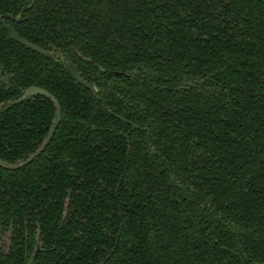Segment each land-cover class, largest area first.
Instances as JSON below:
<instances>
[{
	"label": "trees",
	"instance_id": "trees-1",
	"mask_svg": "<svg viewBox=\"0 0 264 264\" xmlns=\"http://www.w3.org/2000/svg\"><path fill=\"white\" fill-rule=\"evenodd\" d=\"M0 16L58 54L0 24V105L36 86L61 110L42 153L0 167V264H264V0H0ZM54 112L1 107L0 160L34 152Z\"/></svg>",
	"mask_w": 264,
	"mask_h": 264
},
{
	"label": "water",
	"instance_id": "water-1",
	"mask_svg": "<svg viewBox=\"0 0 264 264\" xmlns=\"http://www.w3.org/2000/svg\"><path fill=\"white\" fill-rule=\"evenodd\" d=\"M28 7L29 6H23L17 16L12 15V14H6L5 16L7 18L11 19L12 21L19 22V21H21L23 14L28 9ZM0 24L8 31L10 39L15 41L16 43L21 44L24 47L29 48V49L39 53L40 55L47 57V58H53L54 59L58 55L55 51H46V50L40 48L39 46L21 38L19 36V34L16 32V30L14 29V27L7 24L4 21L2 16H0ZM63 58H64L65 68H66L67 72L69 73V75L71 76V78L73 80H75L76 82H78L79 84L86 87L87 89H89L92 94H95V87L79 75L77 68L75 67L73 62L67 56H63ZM36 95H42V96L49 98L54 105L55 112H54V118L52 120V124L50 126V129H49L46 137L42 141V143L37 147V149L34 152L30 153L24 160L19 161L17 163H13V164L0 160V167H2L4 169L16 170V169L24 167L25 165L30 163L32 160H34L40 153H42L44 151V149L46 148V146L50 142L51 138L53 137L55 130H56V128L60 122L61 110H60V106H59L57 99L51 93L46 91L45 89L40 88V87H36V86H28V87L24 88L19 97H17L16 99H13V100H9L6 103L2 104V108H9L10 106L21 103V102L27 100L28 98H31V97L36 96ZM37 250L34 251L30 261L28 262V264L33 263L35 256L37 254Z\"/></svg>",
	"mask_w": 264,
	"mask_h": 264
},
{
	"label": "flooded vegetation",
	"instance_id": "flooded-vegetation-1",
	"mask_svg": "<svg viewBox=\"0 0 264 264\" xmlns=\"http://www.w3.org/2000/svg\"><path fill=\"white\" fill-rule=\"evenodd\" d=\"M0 78H2V73L0 72ZM0 106H2V104L0 105ZM8 233H6V244H5V247L7 246V244H8ZM3 239V234H1L0 235V244L2 245V243H1V240Z\"/></svg>",
	"mask_w": 264,
	"mask_h": 264
},
{
	"label": "rangeland",
	"instance_id": "rangeland-1",
	"mask_svg": "<svg viewBox=\"0 0 264 264\" xmlns=\"http://www.w3.org/2000/svg\"><path fill=\"white\" fill-rule=\"evenodd\" d=\"M1 107L2 106H0V108ZM1 243H2L3 246H5V244H6V234H3V239L1 240Z\"/></svg>",
	"mask_w": 264,
	"mask_h": 264
}]
</instances>
